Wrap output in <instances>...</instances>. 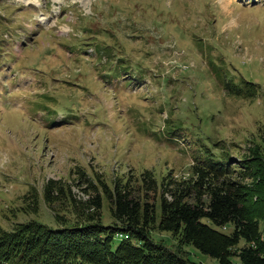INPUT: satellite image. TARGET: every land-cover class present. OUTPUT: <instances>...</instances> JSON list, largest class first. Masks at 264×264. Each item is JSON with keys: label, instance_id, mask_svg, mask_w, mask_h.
<instances>
[{"label": "rangeland", "instance_id": "1", "mask_svg": "<svg viewBox=\"0 0 264 264\" xmlns=\"http://www.w3.org/2000/svg\"><path fill=\"white\" fill-rule=\"evenodd\" d=\"M208 155L231 157L263 237L264 0H0V233L76 219L67 199L46 205L47 180L82 200L94 175L187 178Z\"/></svg>", "mask_w": 264, "mask_h": 264}, {"label": "trees", "instance_id": "2", "mask_svg": "<svg viewBox=\"0 0 264 264\" xmlns=\"http://www.w3.org/2000/svg\"><path fill=\"white\" fill-rule=\"evenodd\" d=\"M247 88L245 96L254 91L251 83ZM230 160L208 155L191 165L187 178L167 175L157 181L144 170L133 181L108 185L94 175L82 188L87 194L82 200L61 181L47 180L46 205L53 209L55 202L67 199L76 219L71 223L57 213L56 228L31 221L1 232L0 264H98L99 256L127 264H202L153 240L155 229L172 233L218 264H264V236L246 202L249 186L232 178ZM103 200L108 223L101 217ZM227 225L230 231L220 230Z\"/></svg>", "mask_w": 264, "mask_h": 264}]
</instances>
